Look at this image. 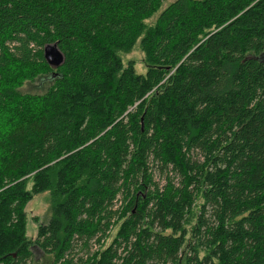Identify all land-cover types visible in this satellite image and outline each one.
Here are the masks:
<instances>
[{
    "label": "trees",
    "instance_id": "16d2710c",
    "mask_svg": "<svg viewBox=\"0 0 264 264\" xmlns=\"http://www.w3.org/2000/svg\"><path fill=\"white\" fill-rule=\"evenodd\" d=\"M161 2L0 0V264H264V0Z\"/></svg>",
    "mask_w": 264,
    "mask_h": 264
},
{
    "label": "rangeland",
    "instance_id": "374dc122",
    "mask_svg": "<svg viewBox=\"0 0 264 264\" xmlns=\"http://www.w3.org/2000/svg\"><path fill=\"white\" fill-rule=\"evenodd\" d=\"M174 0H162L160 8L150 17L145 23L151 24L167 5H169ZM122 61L127 64L128 61H133L134 67L138 73L145 72V64L143 61V53L136 45L133 50L128 53H120ZM49 84L47 79L35 80V81H24L19 88L22 93H42L48 88ZM27 213V224H26V235L29 238H34L37 232V227L40 224H46L51 215V203L50 195L48 192H43L37 194L29 201L25 207ZM115 229L112 230L110 236L107 239V243L110 241L111 237L114 235ZM86 252V251H85ZM85 252L77 251L76 257L83 256ZM38 260L33 261L31 264H48V256L37 257Z\"/></svg>",
    "mask_w": 264,
    "mask_h": 264
},
{
    "label": "water",
    "instance_id": "95a60500",
    "mask_svg": "<svg viewBox=\"0 0 264 264\" xmlns=\"http://www.w3.org/2000/svg\"><path fill=\"white\" fill-rule=\"evenodd\" d=\"M42 54L46 63L51 67H58L63 63L64 56L57 48L56 43L44 46Z\"/></svg>",
    "mask_w": 264,
    "mask_h": 264
}]
</instances>
